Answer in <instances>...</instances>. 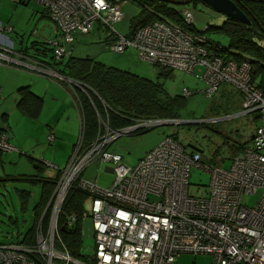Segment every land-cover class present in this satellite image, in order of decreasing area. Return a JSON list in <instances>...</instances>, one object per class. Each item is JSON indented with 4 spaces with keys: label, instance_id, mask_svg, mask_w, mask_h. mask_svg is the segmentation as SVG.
Returning <instances> with one entry per match:
<instances>
[{
    "label": "built area",
    "instance_id": "2783aa9c",
    "mask_svg": "<svg viewBox=\"0 0 264 264\" xmlns=\"http://www.w3.org/2000/svg\"><path fill=\"white\" fill-rule=\"evenodd\" d=\"M28 1L44 6L55 24L57 37L47 43L53 45L54 59L69 55L76 35L89 34L98 24L106 37H111L107 47L114 52L133 48L145 61L191 73L202 66L200 78L206 83L208 96L222 82L231 85L242 96L244 114L258 105L261 122L251 143L223 169L202 165L198 151H186L169 135L128 167L120 155L107 150L109 142L124 132L164 125L167 119H145L120 130H112L101 120V137L86 149L79 142L60 171L47 204L52 211L46 232L39 228L34 246L0 244V264H176L180 254L204 253L212 255V264H264V95L251 81L249 63L225 60L207 49V36L163 18L121 33L116 25L125 17L127 0ZM181 17L183 24L192 25L190 10L185 9ZM9 30L4 26L0 34ZM5 42L0 47V63H15L19 69L25 70L20 68L24 66L31 68L28 72L75 85V80L64 78L46 61L30 60L23 52L14 59L8 54L10 41ZM80 87L83 90V85ZM189 93L182 90L183 95ZM53 140L50 131L47 141ZM0 150H13L6 133L0 134ZM93 158L113 165L114 178L106 188L81 177L87 161ZM47 165L55 168L49 162ZM193 166L210 174L207 186L190 184ZM75 181L90 197L82 218H90L92 225L93 263L77 260L67 249L54 246L59 212ZM252 197L255 201L248 204ZM74 219L71 216L67 222Z\"/></svg>",
    "mask_w": 264,
    "mask_h": 264
},
{
    "label": "rangeland",
    "instance_id": "374dc122",
    "mask_svg": "<svg viewBox=\"0 0 264 264\" xmlns=\"http://www.w3.org/2000/svg\"><path fill=\"white\" fill-rule=\"evenodd\" d=\"M152 5L154 6V4ZM41 6L33 1L24 4L21 0H0V31H2L4 26L9 25L12 28L10 33L2 32L0 34L3 36L0 39L3 41L0 47L6 44L5 41L12 40L15 49L27 47L28 53L26 51L22 52L24 55H29L30 60L36 59L41 62L43 60L50 61L52 56L51 50L45 51V47L44 49H40L39 52L31 48L33 40L41 41L39 37L42 36L44 24H47L50 29L52 27L54 28V24L44 14ZM153 6L152 9H154ZM139 7L140 3H138V0L126 1L125 11L127 17L125 22L130 21L131 13L137 11ZM168 7L176 10L178 13H181L185 8L190 9L194 15V25L199 31H203L207 23L217 25L224 20L223 15L213 10L201 0H191L183 5L169 3ZM43 15L47 19H44ZM206 31L201 33L204 36H208L211 41L218 42L222 47L228 45L224 35L215 33V31ZM94 33L76 37L72 45L74 50L73 56L94 58L97 61H104L107 66L116 67L146 79L159 81L171 95H181L184 88L188 89L191 93L190 96L186 95L188 96L187 101L184 103V107L181 108V118L178 119L182 120L181 122L161 125L150 129L144 127L139 130L121 133L108 146L107 150L119 154L122 162L130 167L134 166L138 159L146 152L154 148L164 136L173 135L184 146L186 151L193 149H199L201 151L199 161H202V165L228 169L232 163L230 156L234 153L235 148H239L242 143L246 144L255 128L261 122L258 117V114H260V111L257 109L258 105L244 114L243 108L241 107L242 104L240 106L242 96H239L236 92L237 90H234L231 86H226L230 90L226 92L230 94L227 97L229 104L224 103L222 101L223 99L218 97V93H215L212 98L206 97L203 93L205 88L204 81L199 78L202 73V66L196 67L193 73L174 69L170 71L169 76L164 77L163 75H159V67L141 59L136 49L126 50L124 53L114 52L108 47H104L103 44L97 43L94 38ZM54 36L52 34V37ZM43 46L38 44L40 48H43ZM49 47H53V45H49ZM8 50L9 52L11 51L10 49ZM33 54L38 58H34ZM2 62L6 63V60L3 59ZM0 65L3 66L0 69V85L5 89H14L20 83L24 74L32 75V72L26 71H30L31 68L23 66L20 68H25V70L19 69L15 63H11L10 66L2 63ZM41 77L48 79L44 76ZM80 85L83 84L76 81L74 86H77L79 90H84L85 92V88L82 90ZM16 89L5 90L1 93L0 88V126L2 124L6 127V124L1 122V114L8 113L10 116L8 122L13 123V132L9 136V130L7 129V141L9 139V144L15 148L13 151H3L5 160L3 163H0V173H2L4 164L10 168L11 172H15L13 170L15 169L16 162L28 154L30 147H32V153L34 154L35 152L36 154L34 156L35 159H39L42 163L50 161L59 169L66 167L70 155L77 146L80 131L77 112L76 115H74V112H65L64 116L60 113L54 116L55 126L58 129L54 135L55 139L61 144L60 147H55V156L53 157L50 152L54 148V143L47 142V135L51 131L49 130L50 128L42 125V116L35 121H31L24 118L16 110L15 103L18 99L16 97ZM62 90L66 92L64 88ZM69 100L72 103L70 98ZM67 102L66 100L63 101V103ZM103 133L104 131L101 126L100 133H98L96 139L100 138ZM18 166H21V164L19 163ZM112 166L111 163L100 162L98 159L94 160L93 158L87 161L82 171V176L86 180L95 181L98 187L106 188L114 178V173L106 170V167ZM46 169L50 170V176L57 172L52 167ZM25 177L30 176L26 175ZM244 179L247 181L249 177L244 176ZM189 181L191 185H202L205 187L210 181V174L200 167L193 166L190 171ZM39 184L40 182L38 181H33L32 183L27 180L22 182L16 181V183L9 181L0 182V242L17 240L31 224L35 206L39 199ZM21 190H29L28 197L20 196ZM255 199L256 197L249 198L247 200L248 204H252ZM88 204H86V208ZM44 207H41V211L44 210L45 213ZM48 211L50 218L52 208ZM39 221L43 222V224L45 223L42 216H40L36 225ZM81 232L82 254L91 257L94 251V240L90 230V220L85 221ZM176 264H212V255L206 253L196 255L180 254L176 259Z\"/></svg>",
    "mask_w": 264,
    "mask_h": 264
},
{
    "label": "trees",
    "instance_id": "16d2710c",
    "mask_svg": "<svg viewBox=\"0 0 264 264\" xmlns=\"http://www.w3.org/2000/svg\"><path fill=\"white\" fill-rule=\"evenodd\" d=\"M23 3L25 4V2ZM138 3H140V7L130 15L132 30L156 19L163 18L194 33L201 34V31L196 29L194 25V18L191 26L183 24L182 13L180 14L176 10L169 8V3L167 2L138 0ZM235 3L250 22L247 24L224 17V20L220 24L207 23L202 32L207 30L206 32L215 31V33H220L225 36L228 45L222 47L218 42L211 41L207 36L209 40L205 46L209 51L220 54L225 60L247 61L250 65L251 81L264 95V0H235ZM152 6L154 9H152ZM42 9L44 8L42 7ZM94 29H100L99 25L94 24L92 31ZM102 32L104 31L102 30ZM106 38L108 40L111 39V37ZM106 43L108 44V42ZM38 44L44 45L43 48L38 47ZM45 47V50H53L46 42L33 40L31 43V48L39 52L40 49H44ZM19 51H23V49L21 48ZM34 57L36 58V56ZM46 62L63 75V77L79 81L85 88L84 92L79 90V88L71 86L73 87V96L75 95L76 97V99L74 98L76 106L80 112L81 131H79V140H81L83 149L90 146L98 136V133H100L101 120H108L109 126L117 130L145 119L176 120L181 118V108L184 107L183 105L188 98V96L183 94L179 96L178 94L170 95L159 81L146 79L131 72L107 66L94 58L75 57L69 54L60 59H54L51 56V60ZM157 66L159 67L160 75L165 77L169 75V69ZM226 86L230 85L223 82L220 83L211 96H208L204 90L203 93L208 98H212L215 93H218V97L225 100L227 99L226 92L229 90ZM231 88L236 90L232 86ZM236 92L239 96L241 95L238 91ZM227 102L228 99L225 103ZM22 104L23 102L20 101L19 106H22ZM26 114L35 115V113H31L29 110ZM139 129L142 128H138L137 130ZM2 131L4 130L0 126V132ZM254 134L255 130L246 144L242 143L239 148H235L234 153L230 156L231 162L233 161V157L241 153L248 143H251ZM169 136L178 141L173 135ZM191 151H198L201 154L199 149ZM0 153H3V151L0 150ZM41 165L44 166L43 163ZM36 171H39V169ZM59 174V172H56L54 178L44 175L37 178L30 175H27L30 177L15 178L14 181L17 182L24 180L32 183L33 181L40 182L39 199L35 206L31 224L24 231V234L21 233V237H18L15 241L0 242V244L34 246L39 228L42 233L46 232L48 228L46 222L49 218L48 210H50V207L46 205L49 203V198L53 195ZM0 182H2V179H0ZM77 184V181L71 184L62 203L57 221L58 228L54 246L60 250L67 249L70 256L77 260L93 263V259L88 255L82 254L81 250V230L85 221L90 219H83L82 215L89 207L88 204L86 208V204L90 203V197L89 193L80 189ZM28 193L29 190H21L20 196L23 195L26 198L28 197ZM42 206L46 207L43 208L45 209V213L43 209L41 211ZM40 216H42L45 223L43 224V222L39 221L36 225ZM71 216L75 219L69 224L67 221ZM90 230L94 240L92 225H90Z\"/></svg>",
    "mask_w": 264,
    "mask_h": 264
},
{
    "label": "crops",
    "instance_id": "0c3cea01",
    "mask_svg": "<svg viewBox=\"0 0 264 264\" xmlns=\"http://www.w3.org/2000/svg\"><path fill=\"white\" fill-rule=\"evenodd\" d=\"M23 2H25V4H26L29 1H23ZM185 9H188V8H185ZM46 11L47 10L44 8L43 9L44 14L48 17V19H50L48 16V13ZM124 11H125V6H124ZM43 17H44V15H43ZM126 17H127V13L125 11V17L123 18V21L118 23L116 26V28L121 33H126L127 31H129L131 29L130 21L128 20L127 22H125ZM44 19H47V18L44 17ZM93 33L95 35L94 36L95 41H97V43H100L101 45L103 44L104 47H107L106 42H108L109 40L106 38L105 31L102 32L101 28L100 29H94L89 34H77L76 37H80L82 35L83 36L84 35H90ZM52 34L55 35L54 36L55 38L52 37ZM56 37H57V32H56L55 24H54V28L52 27L51 29L48 27L47 24H44L43 28H42V36L39 37L41 39V41H45L46 43H48L50 40L56 39ZM73 43L69 46L70 54H73V52H74L73 46H72ZM21 48L22 47H20L18 50H21ZM27 50L28 49L23 48V52L24 51L27 52ZM33 55H35V54H33ZM102 63H104V61H102ZM2 68H3V66L0 65V69H2ZM166 69H169L170 71L173 70L171 68H166ZM8 70H10V69L8 68ZM170 73H169V75H170ZM55 81H56L55 79H49V78L44 79L41 76L35 75L33 73H32V75L24 74L20 83H18V85L16 87H14V89L17 88L15 92L17 94L16 97H18V99L15 103L16 110L19 111V113L24 118L29 119L31 121H35L40 116H42L43 117V120H42L43 124L42 125H44L45 127H49L50 128L49 130H51L53 132V134H56L57 130H58L55 126V117L54 116L56 114L60 113L62 116H64L65 112H71V113L74 112V115H76V112H77L78 119H79V130L81 131L80 112L76 106V102H75L76 97H75V95L73 96L74 92L72 90V87L70 85H68L66 82H65V84H60L58 81H56V82ZM204 85L206 87L205 82H204ZM73 87H75V86H73ZM0 88H1V93H3L5 90H14L13 88L12 89H5L1 85H0ZM62 88H64L66 90V92H64L62 90ZM228 91H230V90H228ZM189 94L191 95V93H189ZM226 94H227V97H228V95H230L229 93H226ZM68 96L72 100L73 104L69 100ZM227 99L222 100V101H224V103H225L227 101ZM64 100H66L68 102L63 103ZM20 101L23 102L22 106H19ZM226 104H229V102H227ZM28 110L31 113H35V115L26 114V112ZM3 115H5V117H3ZM9 119H10V116L8 113H2L1 114V122H4L6 124L7 129L9 130V136H10L11 132H13L12 131L13 123L8 122ZM3 126H5V125H3ZM78 140H79V136H78ZM78 140H77V142H78ZM53 143H54V148H53L52 152H50V154L54 157L55 156V153H54L55 147L56 148L60 147V144H61L60 142H58V140L55 139V135H54ZM73 145L75 146V144H73ZM73 145H72V147H73ZM36 152L38 153L37 149H36ZM35 155H36L35 152H34V154L32 153V147H30L28 149V154L16 162L15 169L13 170L15 172H11L10 168L6 167L4 164V166L2 168V173H0V176L1 175H7L9 178H16V177H25L26 175H30V176L37 178V177L44 175L47 177H53L54 178L56 176L55 175L56 173L54 175L50 176V170L46 169L48 167L45 168V166H42L40 163L41 161H39V159H35V157H34ZM4 160H5V154L0 153V163H3ZM19 163L21 164L22 167L18 166ZM38 169H39V171H36ZM106 170L113 172L112 167H106ZM84 179L86 180V178H84Z\"/></svg>",
    "mask_w": 264,
    "mask_h": 264
},
{
    "label": "water",
    "instance_id": "95a60500",
    "mask_svg": "<svg viewBox=\"0 0 264 264\" xmlns=\"http://www.w3.org/2000/svg\"><path fill=\"white\" fill-rule=\"evenodd\" d=\"M160 1L183 5V4L190 2L191 0H160ZM201 1H203L213 10L220 13L226 18L239 21V22H243V23H247V24L250 22L247 16L243 13V11L236 5V3L233 0H201ZM178 122H181V120L168 119L164 123V125L178 123Z\"/></svg>",
    "mask_w": 264,
    "mask_h": 264
},
{
    "label": "flooded vegetation",
    "instance_id": "af4514ba",
    "mask_svg": "<svg viewBox=\"0 0 264 264\" xmlns=\"http://www.w3.org/2000/svg\"><path fill=\"white\" fill-rule=\"evenodd\" d=\"M234 2H235V0H233ZM10 27V26H9ZM12 30V28L10 27V30L8 31V32H10ZM131 30V29H130ZM10 41V40H9ZM9 45H10V47H11V51L9 52V54L12 56V57H14V58H17V56H18V54L21 52V51H19L18 49H15V46H14V42L11 40L10 41V43H9ZM33 73V72H32ZM35 74H37V73H35ZM39 75V74H38ZM42 76V75H41ZM45 77V76H44ZM47 78V77H46ZM64 78H66V77H64ZM49 79H51V78H49ZM56 81H58L60 84H65V82L68 84V85H70L71 86V84H69V82L68 81H66V80H57V79H55ZM81 83V82H80ZM82 84V83H81ZM73 88V87H72ZM176 120H178V119H176ZM103 121H107V123H108V120H106V119H104ZM3 125H1V128H2V130H4V131H2V132H0V134L1 133H8L7 132V126L5 127V126H3ZM108 126H109V123H108ZM110 127V126H109ZM111 128V127H110ZM112 129V128H111ZM112 130H117V129H112ZM120 130V129H119ZM48 136V135H47ZM115 140V139H114ZM113 140V141H114ZM54 141V140H53ZM52 141V142H53ZM96 141V140H95ZM113 141H111L109 144H108V146L113 142ZM48 142V141H47ZM52 142H49V143H52ZM80 142V144H81V140H78V142H77V144ZM8 143H9V140H8ZM179 144H181L180 142H179ZM82 145V144H81ZM108 146H107V148H108ZM181 146L184 148V146L181 144ZM89 147V146H88ZM88 147H86V148H88ZM85 148V149H86ZM15 148L13 147V150H14ZM13 150H11V151H13ZM75 150V149H74ZM73 153H74V151H73ZM73 153L70 155V157H69V159H68V162H67V165H68V163H69V160H70V158H71V156L73 155ZM119 155V154H118ZM144 156V155H143ZM142 156V157H143ZM141 157V158H142ZM94 160H96V159H94ZM139 160V159H138ZM100 161V160H99ZM47 162L48 161H46L45 163H43L44 164V166H48V167H51V166H49V165H47ZM101 162V161H100ZM40 163H42V162H40ZM50 164H52L51 162H49ZM53 165V164H52ZM66 165V166H67ZM55 168V170L57 171V172H59L60 173V171L63 169H59L56 165H53ZM53 168V167H52ZM65 168V167H64ZM82 175V174H81ZM60 176H61V173L59 174V177L58 178H60ZM19 178V177H18ZM23 178V177H22ZM0 179H2V182H5V181H9V182H15L16 183V181H14L15 180V178H9L7 175H1L0 176ZM24 180V179H23ZM111 184V183H110Z\"/></svg>",
    "mask_w": 264,
    "mask_h": 264
},
{
    "label": "clouds",
    "instance_id": "9594fccd",
    "mask_svg": "<svg viewBox=\"0 0 264 264\" xmlns=\"http://www.w3.org/2000/svg\"><path fill=\"white\" fill-rule=\"evenodd\" d=\"M33 56H35V55H33ZM71 86H73V85H71ZM75 87H77V86H75ZM78 88V87H77Z\"/></svg>",
    "mask_w": 264,
    "mask_h": 264
},
{
    "label": "bare ground",
    "instance_id": "6f19581e",
    "mask_svg": "<svg viewBox=\"0 0 264 264\" xmlns=\"http://www.w3.org/2000/svg\"><path fill=\"white\" fill-rule=\"evenodd\" d=\"M182 121V120H181ZM236 154V153H235ZM202 162V161H201ZM199 168V167H198ZM201 168V167H200Z\"/></svg>",
    "mask_w": 264,
    "mask_h": 264
}]
</instances>
